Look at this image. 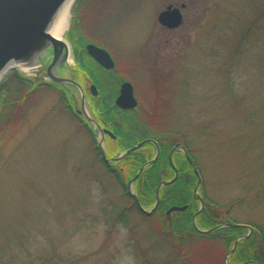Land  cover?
Segmentation results:
<instances>
[{
  "label": "rangeland",
  "instance_id": "374dc122",
  "mask_svg": "<svg viewBox=\"0 0 264 264\" xmlns=\"http://www.w3.org/2000/svg\"><path fill=\"white\" fill-rule=\"evenodd\" d=\"M260 2L80 0L73 4L62 35L70 56L60 73L71 75L75 36L107 47L116 74L134 86L138 106L132 117L173 141L178 131L204 193L228 207V224L264 226ZM182 3L179 27L168 30L158 23L157 14L168 4ZM255 12L263 15L258 41L254 36L252 41L232 38ZM234 52L239 60L230 67ZM15 71L33 81L46 79L43 70ZM12 73L2 79L10 75L7 88L18 86ZM71 94L79 108L77 93ZM58 98L42 88L21 110L22 116L11 107L7 111L14 117L0 115V264H191L196 259L201 260L198 264H219L213 247L204 242L195 250L202 258L193 255L186 262L135 209L128 207L123 220H117L127 198L100 163L91 135L59 106ZM87 110L91 116L98 113L91 105ZM116 145L104 141L109 155L119 154ZM121 174L126 177L125 171Z\"/></svg>",
  "mask_w": 264,
  "mask_h": 264
},
{
  "label": "trees",
  "instance_id": "16d2710c",
  "mask_svg": "<svg viewBox=\"0 0 264 264\" xmlns=\"http://www.w3.org/2000/svg\"><path fill=\"white\" fill-rule=\"evenodd\" d=\"M78 0L75 4L79 3ZM257 2V1H256ZM259 4H264L260 2ZM75 6V5H74ZM262 7V6H261ZM257 9V8H256ZM259 10V8H258ZM254 14V13H253ZM262 13L255 12L254 16L251 18H246L243 21V25L240 27L242 32L238 30L233 35L232 38L237 39H247L252 41H258L261 37L262 32L259 30V21L262 17ZM67 35L70 32L66 33ZM240 34V35H239ZM70 36V35H69ZM254 36V38H253ZM74 42V57L76 60V65L74 70H77V74L83 78L84 82L94 83L98 89V94L96 96L90 95L91 105L98 111H102L103 115L106 117L118 120L125 125L122 128H117L113 130V133L117 136V140H112L113 144H117L118 151H123L131 147L139 139H130L128 135V124H136L134 117L128 119L124 111L118 109L114 103V98L117 95L119 83L124 79L116 74L113 69L107 70L100 66L93 58L88 55L82 56L78 55V48L82 46L87 39H82V37L75 36ZM263 38V37H262ZM241 44L237 42V47ZM85 54V50H82ZM239 53L234 52L233 56L230 58L232 60L229 65L233 64L234 61H238ZM230 65V67H231ZM11 75H14L17 79V83L14 87L7 88V78L0 83V115L4 117L15 116L14 112L10 115L7 108L11 107L14 111H19L22 116V109L27 105L29 100L33 98L34 94L37 93L42 88H50L58 95L59 106L67 109L75 119L78 121L85 122L83 126L88 127L87 122L82 116H77L73 111L75 107V99L70 97L68 91L58 86L51 81H33L30 78L23 77L19 72L13 71ZM112 78L111 80H106V78ZM16 93L15 97L12 95ZM90 130V128H89ZM132 130V129H131ZM90 132V131H89ZM152 133L151 131H149ZM171 134V133H170ZM164 138V136H163ZM162 138V139H163ZM169 138V137H168ZM173 141L167 145L165 139L158 141L159 155L156 160L148 164L140 173L139 177L133 182L134 192L137 195L138 201L142 208H151L156 201V188L161 181L169 180L174 174V167L177 169L176 179L162 186L159 191V202L155 209L150 213L146 214L137 205L133 195L128 191V182L135 175L138 168L149 161L155 154L156 148L154 145H143L131 154L125 156L117 164H122L120 168L111 169V171H106L113 175L115 181L122 188V196L127 198V206L119 211L117 220L122 221L125 211L129 209H135L140 215H142L145 220L158 232V234L171 243L172 247L177 251V255L184 258L186 262L191 260V257L195 255L196 258L200 257L198 251L195 252L196 248L201 242L213 247L212 252L216 258H220L219 264H226L224 261L225 255H227L233 245V241L241 237L236 243L234 251L229 255L230 264H243L244 262L250 261L259 264H264V226L257 223H247L245 225L251 227L249 229L246 226H226L228 222L225 221V215L229 212L228 207H222L212 200H210L203 191L202 183L200 184L198 191L203 203L199 213L193 218L194 214L200 208V200L194 198V187L197 183V177L192 171V168L181 151H177L172 156V162L174 167L170 163L169 151ZM184 145V144H183ZM184 151L188 153L193 161V156L191 155L189 149L184 145ZM148 148V149H147ZM97 149V147H96ZM148 151L147 154L141 155V151ZM101 163V162H100ZM195 165V162H193ZM103 166V165H102ZM196 166V165H195ZM125 176H122V172ZM175 201H178L179 206L186 205V209L182 211H173L171 214H166L167 209L175 205ZM238 202V201H237ZM219 227L213 231H201L210 230L215 227ZM249 233V234H248ZM247 237H244L247 235ZM222 254V257H221ZM195 258V259H196ZM213 258V257H212ZM211 258V259H212ZM28 259H32V254L28 253ZM197 262H192L191 264H198L200 259H196ZM210 261V260H208ZM211 263H216L212 260ZM146 264H151L149 261ZM166 264V263H161Z\"/></svg>",
  "mask_w": 264,
  "mask_h": 264
},
{
  "label": "water",
  "instance_id": "95a60500",
  "mask_svg": "<svg viewBox=\"0 0 264 264\" xmlns=\"http://www.w3.org/2000/svg\"><path fill=\"white\" fill-rule=\"evenodd\" d=\"M63 0H0V73L3 68L10 62L21 64L27 69L37 71H42L45 78L54 84H58L65 88L70 97L74 98L71 91L77 93L79 98V108L78 113H82L85 120L92 127L93 131L98 133V138H96L97 147L104 163L114 165L120 162L125 156L131 154L146 142H150L155 145L156 152L154 156L143 163L135 173V175L128 182V191L133 195L137 205L146 214H150L159 202V191L162 186L173 182L177 177V169L174 167L172 162V153L174 149L178 148L188 160L193 173L197 177V183L194 187V198L200 200V208L194 214L193 218L199 213L203 203L197 190L201 184V178L196 169L191 157L181 144H176L169 152V159L171 165L174 167V175L170 180L161 181L156 188V201L154 205L146 210L141 207L137 195L134 191H131L133 182L139 177L141 171L148 165L153 163L159 155V146L157 142L153 139H144L140 142L135 143L126 150L120 151L118 155L112 156L110 158L106 157L104 148V133L115 137V135L107 129H101L97 121L89 114L87 110V100L85 92L82 86L71 78L70 74H62V69L65 68L69 60L70 50L67 42L62 39H55L52 35L48 33L47 25L51 21L55 10L61 4ZM76 2V0H75ZM74 2V3H75ZM185 4L182 3L179 7L172 4H168L163 10L157 14V21L163 27L167 29H175L182 24L183 16L181 8H184ZM38 49H35V46ZM86 52L104 69L110 70L114 67V60L107 50L101 48L93 43H89L85 46ZM47 57V61L43 64V57ZM70 69V68H69ZM21 70L15 66H11L9 72ZM5 77V76H4ZM2 81V80H1ZM89 90L92 95L97 94V88L94 84H90ZM115 105L121 109H131L137 105V100L133 94V87L129 81H123L119 88V93L115 98ZM76 107V106H75ZM186 209V205L170 206L166 214H170L173 211H182ZM220 225L210 230L201 231H213ZM226 226H246L251 231V227L245 224H226ZM248 233V234H249ZM245 235L244 237L248 236ZM238 237L233 241L232 249L228 253V256L234 251ZM226 256V258L228 257ZM226 264H230L226 261ZM243 264H259L255 262H244Z\"/></svg>",
  "mask_w": 264,
  "mask_h": 264
},
{
  "label": "flooded vegetation",
  "instance_id": "af4514ba",
  "mask_svg": "<svg viewBox=\"0 0 264 264\" xmlns=\"http://www.w3.org/2000/svg\"><path fill=\"white\" fill-rule=\"evenodd\" d=\"M164 28H166V27H164ZM167 29V28H166ZM168 30H171V29H168ZM89 43H93V44H95V45H97V46H99V47H101V48H104L105 50H107L108 52H109V54L111 55V53H110V51H109V49L107 48V47H104L103 45H101V44H99V43H96L95 41H91V40H86L85 41V43L82 45V46H80L79 48H78V55H82V56H86V55H88L89 57H91L87 52H86V50H85V46L87 45V44H89ZM71 48H72V50H73V52H74V47H72L71 46ZM82 50H85V52H86V54L82 51ZM112 56V55H111ZM87 57V56H86ZM92 58V57H91ZM113 58V57H112ZM73 61H75V65H76V60H75V57H74V55H73ZM75 65H74V67H75ZM74 67H72L71 69H70V71H71V78H73L75 81H77L81 86H82V88H83V90H84V92H85V95H86V100H87V104L88 105H91V98H90V95H92L91 94V92H90V90H89V86H90V84H94V83H91V82H84L83 81V78L80 76V75H78L77 74V70H74ZM37 72H40V71H37ZM112 78H106V80H111ZM43 81H49V80H47V79H43ZM123 81H121L120 83H119V87H118V92H117V95H118V93H119V88H120V85H121V83H122ZM56 85H58V84H56ZM95 85V84H94ZM58 86H60V85H58ZM96 86V85H95ZM97 88V87H96ZM97 94H98V89H97ZM96 94V95H97ZM133 94H134V96H135V98H136V100H137V102H138V99H137V96L135 95V90H134V86H133ZM96 95H93V96H96ZM117 95L115 96V98L117 97ZM115 98H114V101H115ZM115 103V102H114ZM92 106V105H91ZM137 106H138V104L134 107V108H131V109H121V108H119L118 107V109H120V110H122V111H124V113H125V115H128L129 117H128V119L130 120L131 119V117H132V114H133V111L137 108ZM77 109L78 108H76V107H74V109H73V111L77 114V116H82L84 119H85V117H84V115L82 114V113H78L77 112ZM71 113V112H70ZM96 121H97V123L99 124V126L101 127V129H107V130H110L112 133H113V130H116L117 128H122V127H124V125H123V123L122 122H120V121H118V120H115V119H112V118H109V117H106L105 115H103V112L102 111H98V113H97V115L95 114L94 116H92ZM86 121V120H85ZM81 125H84L85 124V122H82L81 120L80 121H78ZM87 122V121H86ZM87 124H88V127L86 128L85 126V129L88 131V133H89V135H91V137L93 138V140H94V152L97 154V156H98V159H99V161L101 162V164L107 169V170H109V171H111V169H114V162L113 163H111V164H108V163H104V161L102 160V158H101V155H100V153H99V149H98V147H97V142H96V139H95V137H93V133H94V131H93V129H92V127H90V125H89V123L87 122ZM129 125L130 127H128V129H127V131H128V135H129V138L130 139H139L140 137H142L143 139L142 140H144V139H153V140H155L156 142H157V144H158V141L161 139V140H163V139H165V141H167V145H169L170 144V142H172L173 141V137H172V139H170V137L168 138V136H164V138H163V134H161V135H159V134H157V131H156V133H154V131H153V133H150L149 131H150V129H148V128H146V127H144L143 125H141V124H138V123H136V124H133V125H131L130 124V122H126V125ZM89 128H90V130H89ZM132 129V130H131ZM90 131V132H89ZM174 131V130H173ZM174 133L176 134V138H174V141H173V143H172V145H171V148H170V150L176 145V144H181L182 146H184L182 143H180L179 142V140L177 139L178 138V131L177 130H175L174 131ZM114 134V133H113ZM115 135V134H114ZM163 138V139H162ZM111 139L112 140H117V136L115 135V137H112V136H110V135H108V134H106V133H104V141L105 142H111ZM142 140H138V141H136V143L137 142H140V141H142ZM149 145L148 146V148L150 149V144L151 145H154V144H152V143H150V142H146L144 145ZM155 146V145H154ZM96 147H97V149H96ZM144 147V146H143ZM147 148V149H148ZM177 151H180L178 148H176V149H174V151H173V153H172V156L177 152ZM147 152L148 151H146V150H144L143 149V151H141L140 153H141V155H145V154H147ZM170 152V151H169ZM105 153H106V157L107 158H110V157H112V155H109L110 154V151L109 150H105ZM169 154V153H168ZM174 175V174H173ZM173 177V176H172ZM171 177V178H172ZM170 178V179H171Z\"/></svg>",
  "mask_w": 264,
  "mask_h": 264
},
{
  "label": "bare ground",
  "instance_id": "6f19581e",
  "mask_svg": "<svg viewBox=\"0 0 264 264\" xmlns=\"http://www.w3.org/2000/svg\"><path fill=\"white\" fill-rule=\"evenodd\" d=\"M75 0H63L61 4L57 7L51 21L47 25V31L55 39H62L63 33L66 31L69 25L71 9ZM39 45L35 46L38 49ZM11 66H15L20 69L26 70L27 67H23L21 64L10 62L8 63L0 73V82L7 74Z\"/></svg>",
  "mask_w": 264,
  "mask_h": 264
}]
</instances>
